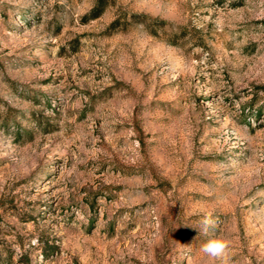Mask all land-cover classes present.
I'll use <instances>...</instances> for the list:
<instances>
[{"label": "rangeland", "instance_id": "374dc122", "mask_svg": "<svg viewBox=\"0 0 264 264\" xmlns=\"http://www.w3.org/2000/svg\"><path fill=\"white\" fill-rule=\"evenodd\" d=\"M97 1L0 0V264H264V0Z\"/></svg>", "mask_w": 264, "mask_h": 264}, {"label": "clouds", "instance_id": "9594fccd", "mask_svg": "<svg viewBox=\"0 0 264 264\" xmlns=\"http://www.w3.org/2000/svg\"><path fill=\"white\" fill-rule=\"evenodd\" d=\"M215 221L212 219L211 214L209 213L200 221V231L203 234H207L209 230L214 226ZM231 245V241L223 236L217 235L209 238L202 246L200 251L207 257L212 258L213 260L222 258L226 255ZM188 246V245H185Z\"/></svg>", "mask_w": 264, "mask_h": 264}, {"label": "trees", "instance_id": "16d2710c", "mask_svg": "<svg viewBox=\"0 0 264 264\" xmlns=\"http://www.w3.org/2000/svg\"><path fill=\"white\" fill-rule=\"evenodd\" d=\"M104 8H105V4H103L100 0H98L96 6L91 11L93 13V18L100 16L104 11ZM117 22L118 20H114L111 25L115 26Z\"/></svg>", "mask_w": 264, "mask_h": 264}]
</instances>
